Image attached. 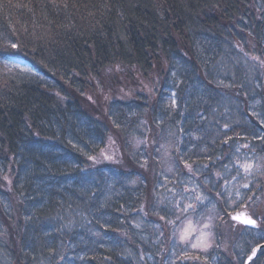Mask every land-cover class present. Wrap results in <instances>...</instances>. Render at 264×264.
I'll return each instance as SVG.
<instances>
[{"label": "trees", "instance_id": "1", "mask_svg": "<svg viewBox=\"0 0 264 264\" xmlns=\"http://www.w3.org/2000/svg\"><path fill=\"white\" fill-rule=\"evenodd\" d=\"M246 29L262 38L264 0H0V264H166L178 210L202 199L196 219L215 218L216 237L228 228L232 241L201 264H244L264 242L252 235L264 220L236 231L228 218L264 213V182L240 171L264 148L249 105L264 96L263 38L250 56L235 41ZM111 68L157 71L162 91L150 105L112 101L101 121L84 94ZM111 130L127 167L100 159ZM150 192L159 201L147 208ZM263 262L264 249L252 264Z\"/></svg>", "mask_w": 264, "mask_h": 264}, {"label": "rangeland", "instance_id": "2", "mask_svg": "<svg viewBox=\"0 0 264 264\" xmlns=\"http://www.w3.org/2000/svg\"><path fill=\"white\" fill-rule=\"evenodd\" d=\"M252 11L255 12L256 18H259L262 13L261 11L258 12L256 8H253ZM239 35L240 37L243 36L244 38L240 40V38L236 34L235 37H238V38H235L236 43L238 44L242 43L243 46L245 43L246 49L250 51L249 52L250 56L253 54V52L256 55V52L254 50H258L261 39L263 38V47L261 46V48L263 49V54H264V31H263V36L261 39L257 38L256 31L254 30L253 31H250L247 29L243 31L239 30ZM229 49L231 50L232 53H236L233 51L232 47H229ZM234 57L238 58L236 55ZM23 63H24L23 61H17V62L14 61V63H12V66H15L16 64H18L19 65L18 67L23 68L25 67ZM253 63L255 65V62ZM234 68L235 67H233V69ZM251 70H252V67L250 70L247 71L248 74H246V78H247L246 81H248V75H249V80H251L252 78V76H250V73L252 72ZM158 76H159V73L157 71H154L150 74V76L146 77L145 79L138 72H136L133 68L130 70V73L128 74L123 72L122 70H115L111 68L104 72V75L102 76V78H100V80H97V79L95 80L94 78L90 79V84H92V86H90L84 94L86 103L89 106L88 109L95 117H97L101 121L106 122L108 118V112H109L108 107H109L110 102L112 101H116V100L122 101V102L130 101V100H133L137 94H139V95H143L146 99L145 101L150 105L152 101H154V99L157 98L158 93L161 92L163 88L164 80ZM225 77H226L225 74L221 75L219 79L220 82H223L224 80H226L224 79ZM177 79H178V75L176 76L175 80ZM255 82H257V80ZM179 83L180 82L178 81L177 84ZM189 87H190L189 90L194 91L199 86L197 83H194V84L191 83V86L189 84ZM252 87L250 84H247L246 82H244L243 88L245 92L247 91L246 94H250L253 92ZM173 88H175V84L173 83V81H169L167 89L168 90L172 89L171 91L174 92ZM256 100H259V99H253L251 103H249V105L253 104L255 106L253 108L257 109V111H259L262 115V117L260 118V121H264V96L260 101H257L258 103L255 102ZM167 144L169 145V147L165 149L162 155H160V158L164 159L167 165H169L170 160H171L169 159L171 150H170L169 142H167ZM133 146L134 148H137L138 142L134 141ZM262 147L263 146H261V148ZM148 149L151 150L152 146L148 145ZM262 150H263V153L261 155L257 156V153H255L254 156L249 159V161L246 162L245 160L242 163V165L248 162L249 163L254 162L252 170L250 171V173H247V175L251 174L250 176H253V175L258 174L260 178L262 179V181L264 182V148H262ZM107 157H110V158H107ZM100 159L103 162L116 161V162H119L124 167L128 166L127 165V153L123 148L122 137L116 131L111 130L109 132L106 147L103 150L100 156ZM121 161H123L125 164ZM240 169H241L240 171H243L242 167H240ZM244 174L246 175L245 172ZM243 180H242L243 183L241 185L242 186L245 184L248 185L247 182H244V181H247V179H245L244 181ZM6 183L9 184V180H6ZM255 186L256 184H254L253 187ZM5 188L6 190H8L9 186H6ZM156 198H157V201H159L158 193L155 192V195H154L153 192H150L146 199V204H145L146 207L148 208L149 206H153V201ZM188 205H191V207H187ZM199 205H205V199L204 200L202 199L201 201H195L194 204L193 203L186 204L185 208L187 207V210H185V208L178 210L179 212L177 213V220H178L177 226L174 229L172 236L170 237L169 244L166 245V247H170L171 249L169 254H167V256L165 257L166 264H182V262L184 261L193 262L194 260L196 262H200L198 264H201L202 262L209 260L208 252L215 246H217V249L220 248L221 251H223V253L225 252L227 254H230L229 249L231 246L230 243L232 241L231 239L232 236L230 235V233H227L226 229L228 228L223 229L222 237L219 240L216 237V232H215L216 227L219 225L215 223V218L208 219L206 217H200L196 219V217L194 216L195 208L196 210L199 211V208H198ZM209 207L211 208L209 209ZM263 207H264V195L260 197V205H259L260 209ZM201 211L204 215H207V214L212 215L213 211H215V208L212 205H210V203H208L205 206V208L204 207L201 208ZM218 214L219 213H216L215 216H218ZM238 214H244V215L250 216L253 219L260 218L261 220H264V213L260 214L258 210H254L251 208L237 210L231 213V215H229L228 217L230 219L229 220L231 224L230 227L234 225L236 231L243 227V225L237 222V220L233 219V217ZM205 224H208L209 227L204 228ZM186 229H188L191 234L188 237V239L182 241L180 240V235L183 234ZM201 231L208 234L207 243H209L211 246L206 249L202 245L196 248H193L192 244H198V245L201 244V240H200ZM252 232H253L252 235L257 238L264 237L263 224H260L258 230H254ZM213 256L214 258L212 260V263H216L215 261L216 255H213ZM199 258H202V259H199ZM152 260H155V259L152 258ZM261 264H264V262Z\"/></svg>", "mask_w": 264, "mask_h": 264}, {"label": "snow or ice", "instance_id": "3", "mask_svg": "<svg viewBox=\"0 0 264 264\" xmlns=\"http://www.w3.org/2000/svg\"><path fill=\"white\" fill-rule=\"evenodd\" d=\"M11 49H18L19 48V45L17 43H9L8 45ZM0 55H4L5 56V59H9L10 57H8L7 55H5V53L3 52H0ZM258 59V58H257ZM15 66H19L18 64H16ZM174 103V101H173ZM255 115V113H253ZM261 123H264V121H261ZM225 127H227V125H225ZM91 159H95L94 157H90ZM107 158H110V157H107ZM243 171L247 174V173H250V171L252 170L253 168V164L251 163H246V164H243L241 165ZM244 188H248V185L245 184L243 185ZM237 195H239V193H237ZM197 199H200L199 197H197ZM187 207H191V205H188ZM187 207L185 208V210H187ZM163 219V218H162ZM233 219L235 220H238V221H241L242 223H244L245 225H250V226H255L257 224V221L253 218H251L250 216H247V215H244V214H238L236 216L233 217ZM209 225L208 224H205L204 225V228H208ZM190 231L188 229H186L184 231L183 234L180 235V240H186L188 239V237L190 236ZM207 236L208 234L207 233H204L203 231H201L200 233V240H201V244H192V247L193 248H196L198 246H203L205 249L210 247L211 245L209 243H207ZM256 255V252L253 251L252 252V256H255ZM252 257L250 256L249 259H251Z\"/></svg>", "mask_w": 264, "mask_h": 264}, {"label": "water", "instance_id": "4", "mask_svg": "<svg viewBox=\"0 0 264 264\" xmlns=\"http://www.w3.org/2000/svg\"><path fill=\"white\" fill-rule=\"evenodd\" d=\"M263 248H264V243L259 244V245H257V246L252 250V252L255 251V252H256V255H257V253L259 252V250H261V249H263ZM252 252H251L250 255L247 257V259H246V261H245V264H250V262L256 257V255H255V256H252ZM250 256L252 257L251 259H249Z\"/></svg>", "mask_w": 264, "mask_h": 264}]
</instances>
